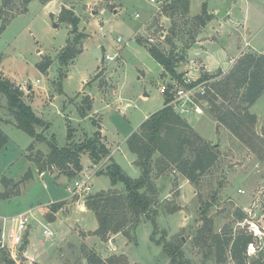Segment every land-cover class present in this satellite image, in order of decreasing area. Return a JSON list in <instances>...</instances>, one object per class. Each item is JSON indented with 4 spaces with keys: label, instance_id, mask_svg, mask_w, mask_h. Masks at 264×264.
Here are the masks:
<instances>
[{
    "label": "rangeland",
    "instance_id": "374dc122",
    "mask_svg": "<svg viewBox=\"0 0 264 264\" xmlns=\"http://www.w3.org/2000/svg\"><path fill=\"white\" fill-rule=\"evenodd\" d=\"M51 1L52 7H68L78 12L76 14L81 18L79 28L87 36L80 44L82 53L68 64L61 61L60 52L75 35L71 33L69 25L54 19L40 0H33L28 11L23 13L19 12L22 1L16 0V7L4 10L0 19V27L3 19L9 20L0 32L2 67L6 75L22 89L23 99L27 103L39 96L34 111L48 125L37 127V130L45 133L47 139L58 146L67 143L69 128L77 131L72 134L73 142L79 144L86 141L97 129L92 119L99 121L102 116L110 132L119 133L115 145L122 143L123 153L119 152L116 158L131 177H138L140 168L132 166L125 156L127 148L123 137L136 128L144 118V112L151 115L164 106L165 96L160 92V84L170 78L145 45H157L165 53L174 49L180 57L176 64L177 71L186 68L188 56L195 55L204 63L208 73L214 75V83L226 80L236 62L232 64V56H237V60L247 53H240L241 48L257 54L264 50V0H190L188 12L181 4H172V0ZM205 2L210 3L212 14L208 11L211 19L203 23L199 17ZM229 11L233 14V22L223 20L224 16L229 18L226 16ZM118 37L122 38L121 42L117 41ZM150 37L154 40L150 41ZM245 40L250 44L245 45ZM232 45L239 48L225 49ZM107 53L115 55L114 59L107 60ZM43 63H49L45 72L40 68ZM86 78V89L94 95L96 109L101 114L93 113L89 118H83L78 110L81 104L87 106L85 92H78ZM37 79L40 80L38 83ZM233 85L234 80L228 83L229 88ZM244 90L245 87H242L240 93ZM126 103L129 107H124ZM215 103L225 107L229 101L218 98ZM245 104L238 98L229 105L242 112ZM248 110L256 116L252 130H241L247 133L248 141L240 139L220 123L216 117L218 111L213 110L212 105L206 108L204 115L182 117L202 142L220 146L219 158L197 183L175 171L174 166L160 172L154 162L153 175L163 185L165 192V195L159 196L156 230L153 221L145 218L136 226L134 236L132 231L115 238L96 235L91 231L98 226L95 213L92 209L81 213L84 206L80 209L92 192L70 195L63 200L65 202L58 215L51 213V205L48 204L38 203L27 207L38 206L36 210L41 214L32 222V238L25 239L27 253L14 259L8 252H1L0 264H89L87 256L92 251L110 264H171L163 250V243L181 237L184 239L185 264H237L229 250L225 253V260H220L216 247L205 246L199 232L204 226L202 205L208 201L212 203L208 214L213 221L214 232H222L227 227L233 231L242 230L248 220L258 222V219H262L259 223L264 222V136L260 134L262 131L264 133V92ZM0 117L3 120L2 129L12 138L9 151L7 149L8 152L5 151L0 160L2 192L5 190L2 177L17 178L16 181L13 179L17 183L22 177L15 176L22 161H18L16 167L9 164L22 152L28 157L34 155L35 159H43L48 155L49 145L47 141L34 140L33 146L27 148L34 137L19 127L10 126L17 124L2 93ZM159 157V153L155 154L154 161ZM34 163V177L18 183L15 191L11 189L12 196L8 199L0 198V213L11 214L15 206L70 194V190L54 187L39 178L38 174L42 173ZM96 167L92 164L88 169L93 173L94 193L102 188L123 187L121 182L114 185L107 174L95 173ZM52 172L56 176L61 174L55 169L46 171L48 174ZM186 179L190 185L188 191L179 187ZM47 207L49 210L46 211ZM237 209L246 213L244 218L237 217ZM45 227L56 232L53 237L43 233ZM254 244L247 264L264 262V236L254 239Z\"/></svg>",
    "mask_w": 264,
    "mask_h": 264
},
{
    "label": "trees",
    "instance_id": "16d2710c",
    "mask_svg": "<svg viewBox=\"0 0 264 264\" xmlns=\"http://www.w3.org/2000/svg\"><path fill=\"white\" fill-rule=\"evenodd\" d=\"M21 1L23 6L19 9V12H27L33 0ZM49 1L51 0H40L43 4ZM15 2L16 0H2L0 19L3 18L4 10H13L16 7ZM172 4H181L186 12L190 10V0H172ZM207 8V3H203V13L199 17L203 23L207 19H211ZM59 19L67 23L71 33L75 34L59 54L61 61L68 64L81 53L80 44L87 36L80 30L81 18L73 8L62 7ZM3 21L0 32L5 29L9 22L7 18ZM145 46L165 71L173 76H180V73L176 70V64L180 57L176 55L174 49L169 53H165L157 45L148 46L147 44ZM1 62L0 57V65ZM48 67L49 63L40 64L43 72ZM204 76L209 77L210 74L206 73ZM232 80H234V85L229 88L228 83ZM242 87H245V90L241 94ZM213 88L215 94L209 98V101L213 110L218 111L216 114L217 120L240 139L248 141L247 133L241 132V130L242 128L246 131L252 130V126L256 121V116L250 113L248 109L264 92V53L247 52L242 54L233 64L226 80L213 83ZM0 93L6 96L9 110L16 120L17 127L33 136L35 140L48 142V155L43 159H36L39 173L55 169L67 176L69 180H72L83 171L81 158L84 153H88L93 164L97 166H100L102 161L108 157L110 151L101 141L100 131H95L91 137L79 144L72 141V128H69L68 141L63 146H58L55 142L47 139L43 132L37 130V127H47L48 123L38 116L33 107L23 99V91L15 81L5 76L1 71ZM218 98L229 101V104L239 98L246 104L242 112H238L229 104L225 107L216 104L215 101ZM85 99L87 106L81 104L78 108L82 117L87 116L92 109V99L88 95ZM2 121L0 117V156L9 141L8 135L2 129ZM94 123L96 124V121ZM127 144L129 149L136 155L135 162L140 167L141 174L138 177H131L119 164L111 161L104 169H99L98 172H105L114 185L119 182L123 183V189L118 190L112 187L102 192L92 193L86 200L87 207L95 212L98 220V228L94 231V234L99 236L106 237L124 232L128 234L131 231L132 236H134L136 226L145 218L152 220L154 229H157L158 224L155 219L159 215L160 189L155 181L156 176L153 175L154 162L160 172H163L169 166H174L175 171L180 172L189 181L197 183L200 177L219 158L218 150L220 146L202 142L200 136L192 130L189 122L166 105V100L164 106L151 114L140 125V128L129 137ZM32 146L33 144L30 145V147ZM157 153L160 154V157L154 161V156ZM2 183L5 190L0 192V198L8 199L12 196L11 189L15 191L18 183L6 176L2 177ZM64 202L51 203V213L57 212ZM211 206L212 203L208 201L202 205L201 209L204 226L200 230L199 236L202 238L203 243L208 248L215 246L217 253L219 252L220 260H225V253L229 250L230 256L237 264H247V248L249 243L253 241V235L244 229L233 231L230 227L222 232H214L212 228L213 221L208 214ZM235 214L241 219L245 217L246 213L241 209H237ZM183 244L184 239L182 237L163 243V250L170 258L171 264H185ZM87 259L89 264H110L95 251L90 252ZM258 264H264V262L259 261Z\"/></svg>",
    "mask_w": 264,
    "mask_h": 264
},
{
    "label": "built area",
    "instance_id": "2783aa9c",
    "mask_svg": "<svg viewBox=\"0 0 264 264\" xmlns=\"http://www.w3.org/2000/svg\"><path fill=\"white\" fill-rule=\"evenodd\" d=\"M151 1L155 2L156 0ZM162 38H165V35H162ZM149 40L153 41L154 39L150 37ZM117 41L121 42L122 38L118 37ZM114 57L115 55L105 54L107 60H113ZM235 61L236 59H231L232 64ZM177 72L180 73L179 77L166 72L170 78L160 84V92L165 96L166 105L170 106L181 117L189 114L204 115L206 108L210 106L209 98L215 94L213 88L214 75L209 73V77L204 76L208 71L205 69L204 63L195 55L188 56L186 68ZM39 81V79L36 80L37 83ZM101 168L102 164L97 167L95 173ZM92 175L93 173L87 172L82 177L80 174L75 177L69 188L70 194L91 193L93 189ZM240 192L244 191L240 190ZM37 208L38 206H35L11 214L0 213V254L1 252H8L9 256L17 259L20 254L25 252V250L21 251L20 247L25 243V239L32 229L33 220L41 216L36 210ZM46 210L49 208L47 207ZM258 220V222L254 219L248 220L247 225L243 227L244 230L253 235V241L249 243L247 248V255L251 254L254 249V239H262L264 236V222L260 224L262 219ZM43 233L46 236H53L52 230L48 227L44 228Z\"/></svg>",
    "mask_w": 264,
    "mask_h": 264
},
{
    "label": "crops",
    "instance_id": "0c3cea01",
    "mask_svg": "<svg viewBox=\"0 0 264 264\" xmlns=\"http://www.w3.org/2000/svg\"><path fill=\"white\" fill-rule=\"evenodd\" d=\"M237 2H238V0H237ZM53 3V1H49L48 3H46V4H43L44 5V7H46L47 9H48V11L51 13V14H53V17H54V19H59V15H60V12H61V9L62 8H57V7H52L51 6V4ZM191 3V2H190ZM206 3V2H205ZM246 3H247V1H246ZM191 5V4H190ZM207 7H209V13H211L212 11H211V5H210V3L208 2L207 3ZM213 8H215V7H213ZM218 9V8H217ZM75 10V9H74ZM231 11V10H230ZM228 12L227 14L228 15H226V16H229V18L228 17H223V20H225V22H233V14H231V12ZM75 12L78 14V12L75 10ZM213 12H215V11H213ZM212 14V13H211ZM245 21V20H244ZM237 26H238V24H237ZM244 31V30H243ZM246 34L244 33V36H245ZM246 37V36H245ZM249 43V41H247V40H245V45H247ZM250 44V43H249ZM249 46V45H248ZM84 47H85V45H84ZM146 47V46H145ZM196 47H198V44L196 45ZM231 47V46H230ZM234 48H239L238 46L236 47V46H233L232 45V47L231 48H229V46L228 47H226L225 49L226 50H233ZM84 49V48H83ZM83 51V50H82ZM242 51H245V52H249V51H247L246 49H243V48H241L240 49V53L242 52ZM82 53V52H81ZM239 53V54H240ZM259 53H264V50L261 52H259ZM80 55V54H79ZM78 55V56H79ZM77 56V57H78ZM237 57V56H236ZM236 57H234V56H232L231 57V59H236ZM240 57V56H239ZM0 70L2 71V72H4L3 74L5 75V76H7V77H9L8 75H6V72L4 71V69H3V67H2V64L0 65ZM68 75V74H67ZM10 78V77H9ZM11 80H13L12 78H11ZM88 79L86 78L85 79V81L82 83V89L80 90V91H78V92H85V96H89L91 99H92V109L90 110L91 112L87 115V116H85V117H83V118H89V117H91V116H93V113L94 114H99V111H97V109H96V99H93L94 98V95H91L90 93H89V90H88V88L86 89V86H85V84H87L88 83V81H87ZM14 81V80H13ZM87 81V82H86ZM86 82V83H85ZM33 85V84H32ZM62 92L64 93V88L62 87ZM146 95H148L147 93H145V96ZM147 97V96H146ZM39 98V96L38 95H36V97L34 98V100H33V102H30L29 104L33 107V109L35 110L36 108V101H37V99ZM129 103V102H128ZM128 103H126L125 105H124V107H129V104ZM99 115H101V114H99ZM150 116V114H148V112H144V118L141 120V122H139V124L136 126V128H134L131 132H130V134H128V136L127 137H123V139H125V140H122V141H125L124 143L126 144V148H127V151H126V153H125V156L127 157V159L129 160V162L131 163V165L133 166V165H135V166H137V167H139L137 164H136V162H135V160H136V155L129 149V147H128V144H127V141H128V139H129V137L135 132V131H137L139 128H140V125L148 118ZM100 117V116H99ZM92 121H93V123H94V119H92ZM94 125H96V130L95 131H100V133H101V141L108 147V149H109V151H110V153H109V155H108V157H106L103 161H102V168L104 169L111 161H114V162H116L117 164H119L120 166H121V168L123 169V164L120 162V161H118L117 160V158H116V156H117V154L120 152V153H123V144L122 143H120V142H118L116 145H115V143L117 142V140H116V137H119V133H115V132H110V130L105 126V124H104V122H103V120H102V116L100 117V120L98 121H96V124L94 123ZM10 126H15V127H17V125H14V124H11ZM94 131V132H95ZM5 132V131H4ZM75 132H77L76 131V129L74 130V134H75ZM93 132V133H94ZM6 133V132H5ZM92 133V134H93ZM45 134V133H44ZM92 134H91V136H92ZM261 134V136H264V133H263V131L260 133ZM8 137H9V141H8V143L6 144V146L3 148V150H2V152H1V156H0V160H1V157H2V155H3V153H6V152H8L9 151V144H10V142H11V136L10 135H8ZM49 139V138H48ZM34 140H35V138H33L32 139V141H31V143L27 146V148L30 146V145H32L33 144V142H34ZM41 144V143H40ZM122 144V145H121ZM39 146V144H37V147ZM8 149V151H6ZM6 151V152H5ZM23 153V152H22ZM21 153V155L17 158V159H15V160H13L9 165L11 166V165H15V167H16V165L18 164V161L19 162H21L22 161V165H20V170H19V172H18V174H16L15 176H18V175H22L23 176V174L25 173V171L27 170V168L29 167V166H31L32 167V169H33V172L34 173H36V167H35V163H34V161L36 162V159L34 158V155H31V157L29 156H27V155H23ZM8 159H10V156L8 157ZM11 161V160H10ZM81 162H82V164H83V171L80 173V174H85V173H87L88 172V169H89V166H91L93 163H92V160H91V158L89 157V155H87V154H84L83 155V157H82V159H81ZM91 164V165H90ZM97 167H99V166H97ZM97 167H96V169H97ZM140 168V167H139ZM95 169V170H96ZM124 170V169H123ZM125 171V170H124ZM97 173V172H96ZM100 173H104V174H106L105 172H98L97 174H100ZM140 174H141V169H140ZM38 176H39V178H41L44 182L46 181V182H48L49 184H52L54 187H64L65 189H68L69 190V186H68V184L70 183V181L71 180H69L67 183H65V182H63L62 180L63 179H65L64 178V174L62 173V174H60V175H58V176H56L53 172L50 174H48V173H46V172H44V173H42V174H38ZM59 177V178H58ZM9 178H11V177H9ZM11 179H14L15 181L17 180V178H14V177H12ZM155 181H156V183H157V185H158V187H159V189H160V195H165V192H163L164 191V187H163V185H161L160 183H158V179L156 178L155 179ZM93 183V182H92ZM47 184V183H46ZM190 185H189V183H188V180L186 179L184 182H182L180 185H179V187L181 188V189H185L186 191H188L189 190V187ZM46 187H47V185H46ZM110 188H112V187H110ZM114 188H117L118 190H122L123 189V187H117V186H114ZM109 188H102L100 191H98V192H102V191H104V190H108ZM93 190H94V183H93V189H92V193L94 194V192H93ZM192 192H194V190L192 189ZM95 193H97V192H95ZM167 193H169V192H167ZM71 194H68V195H66L65 197H59V198H51V199H46V200H36L35 202H31V203H28V204H25V205H18V206H15V208L13 209L14 210V212L13 213H16V212H19V211H23L24 209H26L27 207H29V206H32V204H35V205H37L38 203H40V204H49L50 202H56V201H58V200H66V199H68L69 198V196H70ZM159 195V196H160ZM167 195H169V194H167ZM165 196H163V198H164ZM170 198H172V196H170ZM39 205V204H38ZM84 206V210H82L81 211V213H84V212H87L88 210H89V208L87 207V205L86 204H83V205H80V209L82 208ZM47 211V210H46ZM94 212V211H93ZM58 213H59V211H57V212H55L54 214H56V215H58ZM95 213V212H94ZM174 214V216H176L177 215V213L176 212H174L173 213ZM81 221H83V217H81ZM98 221V220H97ZM98 223V222H97ZM98 228V226L96 227V228H92L91 229V231L92 232H94L96 229ZM51 230V229H50ZM84 229H80V231H83ZM31 231H32V229H31ZM53 232V236H54V233H56L55 231H52ZM119 234H121V233H118V234H112V235H110L111 236V238H115L116 236H118ZM52 236V237H53ZM27 237H28V239H30V238H32L31 237V234H30V232L28 233V235H27ZM26 237V238H27ZM48 237V236H47ZM27 245H26V243H25V252L24 253H27Z\"/></svg>",
    "mask_w": 264,
    "mask_h": 264
},
{
    "label": "water",
    "instance_id": "95a60500",
    "mask_svg": "<svg viewBox=\"0 0 264 264\" xmlns=\"http://www.w3.org/2000/svg\"><path fill=\"white\" fill-rule=\"evenodd\" d=\"M34 177V172L31 166H29L27 168V170L25 171V173L23 174V176L21 177V179L18 181V183H24L26 182L28 179L33 178ZM65 179H63L62 181L67 183L69 181L67 176H64ZM21 251L25 250V243H23L20 247ZM13 264V263H11Z\"/></svg>",
    "mask_w": 264,
    "mask_h": 264
}]
</instances>
